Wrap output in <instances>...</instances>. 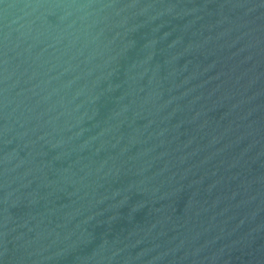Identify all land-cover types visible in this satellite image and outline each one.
<instances>
[{"label": "water", "instance_id": "obj_1", "mask_svg": "<svg viewBox=\"0 0 264 264\" xmlns=\"http://www.w3.org/2000/svg\"><path fill=\"white\" fill-rule=\"evenodd\" d=\"M0 264H264V0H0Z\"/></svg>", "mask_w": 264, "mask_h": 264}]
</instances>
